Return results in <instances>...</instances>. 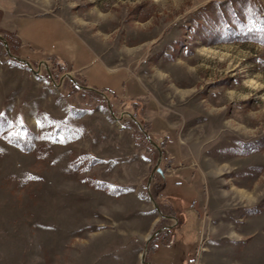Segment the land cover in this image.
<instances>
[{
    "label": "rangeland",
    "instance_id": "374dc122",
    "mask_svg": "<svg viewBox=\"0 0 264 264\" xmlns=\"http://www.w3.org/2000/svg\"><path fill=\"white\" fill-rule=\"evenodd\" d=\"M0 34V264H264V0H0Z\"/></svg>",
    "mask_w": 264,
    "mask_h": 264
},
{
    "label": "crops",
    "instance_id": "0c3cea01",
    "mask_svg": "<svg viewBox=\"0 0 264 264\" xmlns=\"http://www.w3.org/2000/svg\"><path fill=\"white\" fill-rule=\"evenodd\" d=\"M30 17H33V19H35V18L36 19L44 18V19H46V21L54 23L55 26L57 27V29L64 30L66 35L72 36V38L76 42H79L80 44H82L80 39L75 35V33H73L71 31V29L69 28L68 24H66L64 21H61L60 19L55 18V17H51V16H30ZM16 29H17L18 36L22 40L23 43H29L34 48H38V49L42 50L43 52H45L48 55L52 56V58H54L59 63L67 64V65L70 63V64H72L73 68H76L77 70H80V69H84L85 70L87 68L86 65L85 66L84 65H78L76 57H74V56L71 57L72 58V62H68V61L64 60L62 58V55L58 54L57 49H56L57 48V44L60 43V42H57L58 40L54 41L53 45L51 44L50 46H45V48H42L39 45H37V43H36L37 40H35L34 38L30 39L29 37L25 36L23 34V32H22V29H20L18 26H16ZM35 36H37V35H35ZM86 53H88V55L91 57L90 58V62H93V61L96 62L97 61V59L94 57V55L87 48H86ZM90 62H88L89 64L87 63V65H90ZM110 72L112 73L113 71H110ZM85 74H86V70H85ZM120 74H124V73H117V75H120ZM120 76L122 77L123 75H120ZM101 87H103V86H101Z\"/></svg>",
    "mask_w": 264,
    "mask_h": 264
},
{
    "label": "trees",
    "instance_id": "16d2710c",
    "mask_svg": "<svg viewBox=\"0 0 264 264\" xmlns=\"http://www.w3.org/2000/svg\"><path fill=\"white\" fill-rule=\"evenodd\" d=\"M56 63L61 64L60 66L63 69L67 68L66 64L59 63L58 61H56ZM144 126L147 127V125H144ZM161 147L165 148V144L163 143L161 145ZM167 185H168V180H167V178H165L163 183L160 186L158 185L156 187V191L158 189L166 188ZM158 192H155V193L153 192V194H155L153 196L156 197V198H159L161 196L160 195L161 192L159 193V196L157 195ZM165 198H164V201L161 200V203L164 202V203L168 204L170 217H178V221L170 229L163 230L161 234L158 233L156 235V237L151 241V245H150L151 247L149 248V252H150V254H153V255H156V254L160 253V250H161L160 245L161 244L163 245L165 242H167V245H168V246H165V248H168V249L172 248L174 246V244H175L174 242H172V240L176 238V236L178 235L177 232L180 233V228L183 227L185 225V223H186V220H183V218L180 217V215H178V213L171 207V205L167 201L168 199H165ZM163 219H166V217H163ZM146 261H149V259L146 258ZM158 264H168V263H161L160 262Z\"/></svg>",
    "mask_w": 264,
    "mask_h": 264
},
{
    "label": "water",
    "instance_id": "95a60500",
    "mask_svg": "<svg viewBox=\"0 0 264 264\" xmlns=\"http://www.w3.org/2000/svg\"><path fill=\"white\" fill-rule=\"evenodd\" d=\"M0 39L1 40H3L4 41V43H7V40H6V38L5 37H3L1 34H0ZM9 49V48H8ZM28 65H30V62H28L27 60H24ZM148 138L150 139V137L148 136ZM151 140V139H150ZM151 142L153 143V145H155L156 147H158V149H159V151H160V147L158 146V144L155 142V141H153V140H151ZM160 156H162V152L160 151ZM161 158V157H160ZM159 161H160V159H159ZM158 171H160V172H162V169L161 168H158ZM153 175H154V172L151 174V176H150V178H149V181L152 179V177H153ZM152 199H153V197H152ZM154 200V199H153ZM155 201V200H154ZM155 204H156V202H155ZM172 225H169V226H166V227H171ZM165 227H162V228H160V229H158L157 231H155L152 235H150L149 237H148V240H150L153 236H155L156 234H158L159 232H161L163 229H164ZM145 256H146V253H143L142 254V263H144V264H148V262H146V260H145Z\"/></svg>",
    "mask_w": 264,
    "mask_h": 264
},
{
    "label": "flooded vegetation",
    "instance_id": "af4514ba",
    "mask_svg": "<svg viewBox=\"0 0 264 264\" xmlns=\"http://www.w3.org/2000/svg\"><path fill=\"white\" fill-rule=\"evenodd\" d=\"M172 226H173V225H172ZM172 226H171V227H172ZM171 227H166V228L170 229Z\"/></svg>",
    "mask_w": 264,
    "mask_h": 264
}]
</instances>
